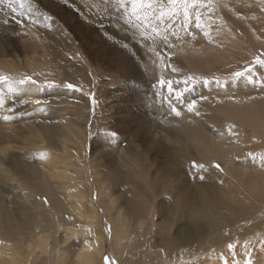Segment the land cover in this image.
Instances as JSON below:
<instances>
[{"label": "rangeland", "instance_id": "rangeland-1", "mask_svg": "<svg viewBox=\"0 0 264 264\" xmlns=\"http://www.w3.org/2000/svg\"><path fill=\"white\" fill-rule=\"evenodd\" d=\"M224 1L228 2V0ZM243 1L246 2L248 11L254 10L258 15L260 13L264 15V3L261 0ZM29 2L31 10L25 11L23 16L18 14L21 11L18 6L17 12H13L7 7V3L0 4V77H6L11 81V85L0 83V101L3 102V106L0 107V156L5 158L4 164H7V171H0V205L3 204L7 208L6 211L15 219H9L5 214L0 215L3 220H10L7 225L13 222L17 225L28 222L24 234L14 231L12 234L9 233V237L15 239L16 246L21 247L24 252L23 262L27 264H74L80 250L85 245L97 242L102 236L97 233V229L106 233L103 264L105 257L111 258L116 264H121L123 257L120 253L116 254L118 250L113 247L114 227L111 220L125 209V204L122 203L123 194L127 198V193L136 192L135 189L133 192L127 191L126 185L117 189L108 181L111 179L109 175L114 177L117 169L125 172L132 169L135 172L136 159L133 152L145 153L150 157L153 152H147L146 141L152 142L153 139L154 142L156 138H162L166 140L157 139L155 143L163 144V141H167V144H170L167 133L171 130L166 126L159 130L151 129L147 139L145 133L143 135L139 133L140 127H143L142 122H137L133 118L131 121L124 119L125 113L128 114V108L135 106V93L132 100L126 101L128 93L135 88L143 90L146 87L144 90H148L147 87H154L155 80L145 69L147 86L144 85L146 84L144 81L136 82L128 76L124 70L127 68L126 61H120L112 52L111 40L121 44V50L125 52L126 57L132 56V49L135 47V58L138 61H142L143 51L148 49V44L141 39L137 30L125 24V13L117 9L115 1L113 4L117 9L116 14H110L111 9L104 11L103 8L100 12H93L94 14L83 12L74 0H29ZM105 3L108 4L109 1L105 0ZM220 3L221 0H217L211 30L216 27L221 31L224 29L234 40L242 60L221 63L214 72L202 71L186 68L182 61L169 60L168 57L175 56L176 52L171 50L172 48L161 46V53L165 59L168 54L167 59L171 68L175 67L178 70L173 73L179 74L175 79L179 83H174L173 87L175 89L177 86L179 91L183 92V96L196 88L203 87L202 84L209 86L217 81L220 84L218 88L225 90L227 84L248 77V68L253 70L252 77L256 83L252 84L255 85V89H264V83H261L264 81V67L255 63L257 57L264 58L261 55L264 54L263 46L254 42L235 24L229 23V14L222 10ZM91 9L92 7L90 11ZM121 29H125L124 32H121ZM35 32L40 33L42 37L51 36L63 40L61 43L63 47H43L34 51L32 33ZM204 40L205 43L210 44L209 39ZM122 43L128 44V47L124 48ZM50 55L52 60L51 57L49 58ZM57 55L61 56L69 67L80 69L78 77L76 75L75 78L67 77L68 75L59 73L53 63ZM246 56L247 58H244ZM235 72H241L243 75L235 78L233 75ZM81 75L87 76V82H84V77ZM27 77L35 80L36 84L18 83L19 80ZM184 81H188L187 85ZM68 83H72L74 88L68 89L66 87ZM49 84L56 86L47 87L46 85ZM195 98L200 99L202 104L205 103V107L198 112L196 119L200 120L199 118L203 116L202 112L209 115L213 113L211 99H208L206 93L198 92ZM37 99L41 101L40 104L35 103ZM25 100L27 103H23ZM141 104L145 108L142 96ZM150 112L157 114V111L150 110ZM5 116L10 119L4 120ZM144 129L146 130L145 126ZM170 139L173 140V137ZM156 144L155 146L158 147ZM131 148L134 150L132 151ZM41 153L44 154L43 158ZM166 153L168 152L152 154V173L158 167L165 170V163L169 164L173 160L172 156ZM216 165H219V168ZM19 167L26 168L30 174L20 171ZM177 167H172L173 173L169 176L177 181L187 182L191 175L185 171L186 169ZM206 168L222 173L224 163L212 161ZM55 172L68 173L66 177L57 178ZM134 174L130 171L131 176ZM30 181L49 187L52 193L66 201L67 209L63 211L58 206L54 207L50 195L45 194L43 190L31 188L28 185ZM205 181L209 184L212 182L210 179H204ZM84 184L89 187L83 193ZM188 185L190 186L191 183ZM148 186H150L149 182ZM149 190L152 193L154 191L151 186L146 192ZM80 193H83L82 196L87 199L85 206L78 199ZM139 196V201L142 203L137 202L138 206L143 207L147 199L143 197L144 194ZM131 197L134 199L135 210V200H138ZM155 198L156 200L147 201L148 212L141 220L134 219L130 223L134 229L132 228L133 230L125 234L122 239L120 249L127 256L130 255L134 236L137 237L135 247L138 248L135 250V258L127 264H151L152 258L154 259L162 251L166 252L168 249L179 254L180 250L189 245L196 246L192 236L206 241L210 238L209 235L213 234L212 229L207 226L205 228L196 226L190 218L184 221L176 217L173 224L171 218L168 219V216L160 210L161 202L167 198V194L159 192ZM166 202L167 206L175 203L174 200L167 199ZM24 206H27L31 213L36 214L39 223H47L49 227L46 230L38 229V226L32 225L31 219L22 217L20 209ZM107 206H111L110 212ZM84 207L90 213L95 210L98 214L95 220L84 211ZM256 207L263 210L259 212ZM256 207L251 214H264V202ZM246 222H248L246 219L240 223L237 221V229L243 231L244 226H252L245 224ZM197 223L201 225L200 222ZM71 229H75V233L71 234ZM140 229L142 232L145 231V236ZM7 230L6 227L1 228L2 233ZM143 238L145 241L142 240ZM40 241H44L45 250L33 249ZM5 242L4 238L0 237V248L6 244ZM246 242L238 239L233 252L227 247L209 251L203 256L204 258L201 257L202 261L196 258L191 262L184 260L176 261L174 264H225V261L227 264H232L231 256L235 253L238 257L237 262L242 260V255L247 254L248 262L251 261L253 264L256 256L264 252V238Z\"/></svg>", "mask_w": 264, "mask_h": 264}, {"label": "bare ground", "instance_id": "bare-ground-1", "mask_svg": "<svg viewBox=\"0 0 264 264\" xmlns=\"http://www.w3.org/2000/svg\"><path fill=\"white\" fill-rule=\"evenodd\" d=\"M108 1L109 3L107 4L105 0H88L87 2L86 0H74L75 4L80 7L83 12L92 14L95 11L100 12L101 8H103L104 11L111 9L110 14H116L117 9L113 4L115 0ZM221 2L220 5L222 10L225 11L226 14H229V23L235 24V26L247 36L251 37L254 42L264 48V15L261 13V15H258L254 10L248 11L246 2L243 0H230V3H228L229 0L228 2L221 0ZM87 3H89V5ZM91 7L92 9L90 11ZM119 11L121 12V10ZM124 30L125 29H121V32H124ZM192 31L196 33L195 40L186 37L184 40L176 41L175 38H172V42L175 46L172 47L171 50H174L176 53L175 56H171V60L176 59L182 61L186 68L202 71L206 70L209 72L217 71L216 69L221 63L226 64L228 62H236L238 60L240 62V60H242V56L239 54L234 40L224 29L221 31L216 27L211 30V36L215 40H212L210 44L205 43L204 39H208V37H205L204 34H201L196 29H192ZM181 35H183V33H181ZM32 37L34 40V51H38V49L43 47H63V44H61L63 40H57L55 36V38L51 36L46 38L42 37L40 33L35 32L32 33ZM111 42L113 45L112 52L118 56L120 61H126L125 66H127V68L124 70H126V74L136 82L144 81V83H146L144 85H148L147 80H145L147 76L145 70L148 75L155 80V84L161 76L165 79H172L173 81L179 76L178 73L174 74L171 71L170 61L167 59L168 54L165 56L166 59H164V63L168 65V68L164 70L160 67L158 57L152 54L149 49H144L142 61H138L135 58V47L132 49V56L126 57L125 52L121 50V44L115 43V41L112 40ZM157 51L161 52V47H159ZM222 51L224 52L222 53ZM221 53L222 56H220ZM51 55L49 58L51 57L50 59L52 60ZM244 58H247V56ZM53 60L56 66L55 68L60 74L68 75L67 77L72 78L78 77L80 73L79 68L69 67L64 63L61 56L59 57L58 55L55 56ZM82 77H84V82H87V76ZM76 79L78 80V78ZM219 85L218 83H212L209 84V86H207V84H202L203 87L196 88L189 94L184 95L182 102L179 104H177L175 98H173V106L181 111L180 117L170 112L166 102L163 104L160 103L159 97L156 96L158 91L156 87H147L148 90H144L146 87L143 90H137L138 88H135V90L129 92V96L125 98L126 101H130L134 98L135 93V106L128 108V114L125 113L126 116L124 119L127 121L130 119L131 121L133 118L137 122H142L143 127H140L139 133L142 135L145 133L147 139H149L147 134H150L149 132L151 129L159 130L163 129V126H166L171 130V132L169 131V133H167L169 136L167 139L171 141L170 144H167V141H163V144H156L155 141L157 139L166 140L156 138L154 142L153 139L152 142L145 140L147 143L145 148L147 152H153L152 154H165V152H168L166 154L172 156L173 160H171L173 163H171L172 161H170L169 164L165 163V165L163 164L165 170L162 167H158L157 170L152 173V154L149 157L145 153L137 154L135 151L133 152L136 159L134 160L135 167L133 166L135 172L130 168L132 174L135 173L133 176L130 175V171L125 172L121 171V169H119V171L117 169L114 172V177H110L109 175L111 179H108V181L117 189L122 188V185H126L125 188L127 191L133 192V189H135L136 192L132 194L127 193V198L123 194L122 197L124 202L122 203L125 204V209L121 211L118 216H114L115 218L112 217L111 220L114 227V232L112 231L113 247L118 250L116 254L120 253L123 257L121 264H127L128 261L135 258V250L138 248V246L135 247V238L137 237L133 235L134 240L132 242L130 255L126 256L120 249L124 235L134 229L133 226L131 227L130 223L134 221V219L141 220L148 212L147 201L156 200L155 197L159 192L161 194H167V198H164V200L161 198L162 204L160 205V210L163 214L168 216V219L171 218L170 220L172 223L175 221L176 217L180 220L190 218L196 223V226L204 228L207 226V228L212 229L213 234L209 235L210 238L206 241H201L200 237L197 238L192 236L196 246H191L188 243L189 247L180 250L179 254H176L177 252H173V250L167 249L166 252L162 251L159 255H156L154 259L152 258L151 264H174L176 261L179 262L184 260L191 262L196 258L201 259V257L209 251L226 249L229 243L236 245L238 239L249 243L256 239L264 238V214H251L252 210L257 205L259 207V204L264 202V166L261 164V157H264V89H255V85L249 82L248 77L227 84V89L225 90L218 88ZM175 90L179 91V88L176 86ZM201 91L207 94L208 99H211L213 113L209 115L202 112L203 116L198 120V118L196 119V113L200 110L202 111L205 107V103L202 104L200 99L195 98L196 94ZM164 95H167L166 91ZM141 96L143 97L145 108H143L141 104ZM192 100L198 102L196 112L187 111L186 106ZM150 110L157 111V114L154 115ZM170 137H173V140H171ZM155 144L158 145V147L155 146ZM131 149L132 151L134 150L133 148ZM4 161L5 158L0 156V171L2 172L5 170L7 171V164H4ZM212 161L224 163V170L222 173L211 171L206 168ZM196 164H202L203 166L197 168L194 166ZM176 166H178L179 169H186L185 171L191 175L187 182L177 181L169 176L173 173L172 167ZM19 170L30 174L24 167H19ZM67 173L68 172H55L54 174L57 178H63L67 176ZM200 177H203V179H200ZM204 179H210L212 182L209 184L206 181L204 182ZM148 182L154 189L153 193L151 190H149L150 192H146L147 189L150 188ZM140 183L144 185L141 186L139 185ZM190 183L191 185L189 186L188 184ZM28 185H30L31 188L43 190L45 194L50 195V200L54 207L58 206V208L63 211L67 209L66 201L61 199L60 196L52 193L49 187L47 188L44 184L34 181H30ZM88 187L85 184L82 185L83 193ZM83 193H80L81 196L78 194V199L79 201L81 200L83 202L81 204L85 206L87 199L82 196ZM140 194H144L145 196L143 197L147 199L143 207L138 206L139 202L142 203V201H139ZM131 196L138 200H135V210L133 208L134 199ZM166 199L168 201L174 200V205L167 206ZM19 206L21 205L19 204ZM26 207L27 206H24L23 209H20L22 217L31 219L32 225L38 226V229L46 230L49 225L47 223H39L36 214L31 213ZM111 209V206H107L109 212ZM6 210L7 208H5L3 204L0 205V214H5L9 219H15V217ZM262 210V208H257L259 212ZM84 211L88 212L85 210V207ZM88 213L94 220L98 216L95 210L92 213ZM244 219L248 220L245 224H251L252 226H244L243 231H240L237 229L238 224H236V222L238 221L240 223ZM9 221L10 220H3L0 215V237H3L6 241V244L2 245L0 248V264H27L23 262V257L25 258L24 252H22L21 247L16 246L15 239L9 237V233L12 234L14 231V233L24 234L27 231L28 222L22 223L21 225H17L13 222L7 225ZM197 222H200L201 225ZM2 227H6L8 230L2 233ZM140 230L143 236H145V231L142 232V229ZM137 231L136 229V232ZM70 232L71 234H73V232L75 233V229H71ZM97 233L102 236L98 238L97 242L85 245L80 250L77 261L74 264H103V254L105 251L103 245L105 243L106 233L100 229H97ZM193 234H195V232ZM144 238L142 240L145 241ZM261 241L263 242V240ZM174 244H176V241ZM35 246L36 247L33 249L42 248L45 250L44 241L36 243ZM236 255L235 253L231 256L234 264H249L247 254L242 255L243 258L240 262H237L238 257ZM173 258L176 260H173ZM202 259L200 261H202ZM253 264H264V252L256 256V260Z\"/></svg>", "mask_w": 264, "mask_h": 264}, {"label": "snow or ice", "instance_id": "snow-or-ice-1", "mask_svg": "<svg viewBox=\"0 0 264 264\" xmlns=\"http://www.w3.org/2000/svg\"><path fill=\"white\" fill-rule=\"evenodd\" d=\"M264 3V0H261ZM7 3V7L11 8L13 12H17V6L21 10L18 14L23 16L25 11H30L29 0H0V4ZM115 4L118 10H122L125 13V24L130 28L137 30L141 39L148 44L149 51L158 57L160 61V67L167 70L168 65L164 63V56L157 49L161 46L163 48H172L175 45L172 42V38L176 41L184 40L186 37H190L192 40L196 39V33L192 29H197L208 37L209 42H212L211 26L213 22V14L216 10L217 0H115ZM183 33V35H181ZM124 48L128 47V44L122 45ZM264 56V54H261ZM169 60L171 57H168ZM255 63L260 67H264V58L257 57ZM172 72L178 70L173 67ZM248 80L250 83L255 84L256 81L252 77V68L247 69ZM235 78H239L243 75L241 72H235ZM36 84V81L31 77L21 79L19 84L25 85L27 83ZM0 83H8L11 85L6 77H0ZM174 83L179 81H173L172 79H165L163 76L159 78L154 87L158 88L156 96L159 97L161 104L167 103L170 112L174 113L177 117L181 116V111L173 106V98L177 104L183 100V92L176 91L173 87ZM188 81H184L187 85ZM219 83V81H217ZM264 83V81H261ZM47 87H55V84L46 85ZM68 89H73L74 85L68 83L66 85ZM186 90V89H185ZM166 91L167 95H164ZM27 103V100L23 101ZM36 104H40V100H35ZM197 101L192 100L187 104L188 112H196ZM3 106V102L0 101V107ZM15 111L14 109H11ZM198 114V113H196ZM4 120L10 119V117H3ZM44 157V154H40ZM261 164L264 166V157H261ZM195 167L199 168L200 165L196 164ZM219 168V165H216ZM203 179V177H200ZM230 251H233L235 245L229 243L227 245ZM105 264H116L114 260L109 257H105ZM227 264V261H225ZM251 264V261H249Z\"/></svg>", "mask_w": 264, "mask_h": 264}]
</instances>
